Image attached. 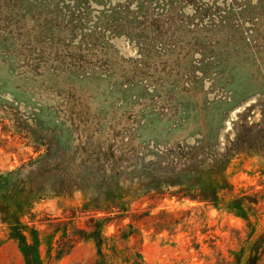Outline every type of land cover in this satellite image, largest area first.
<instances>
[{
    "label": "rangeland",
    "instance_id": "obj_1",
    "mask_svg": "<svg viewBox=\"0 0 264 264\" xmlns=\"http://www.w3.org/2000/svg\"><path fill=\"white\" fill-rule=\"evenodd\" d=\"M0 2L14 24L0 37V173L38 158L32 137L57 165L22 218L39 232L40 264H264V0ZM21 34L88 49L93 72L21 74L9 42ZM204 137L243 151L217 207L192 177L170 175ZM103 166L119 176L107 174L113 203L96 193ZM234 198L248 221L227 210ZM106 205L124 212L95 213ZM11 233L0 217V264H28Z\"/></svg>",
    "mask_w": 264,
    "mask_h": 264
},
{
    "label": "trees",
    "instance_id": "obj_2",
    "mask_svg": "<svg viewBox=\"0 0 264 264\" xmlns=\"http://www.w3.org/2000/svg\"><path fill=\"white\" fill-rule=\"evenodd\" d=\"M136 1L142 6L149 2V0ZM0 4L2 3L0 2ZM168 6H170V4ZM164 11L166 13L164 15L165 18L171 16L169 9ZM11 18L12 17L9 15L7 9L0 7V37H7V30H11L14 27V24L10 20ZM9 42H11V47H13L11 54L15 55L17 62L16 64L19 69H21V74L27 73L36 77H43L46 73L50 72V75L54 77L58 72H70L74 69L81 73L86 72L87 70L93 72L94 70L92 64L93 57L90 55V51L88 49L83 52L79 48H68L65 45L59 50L49 48L41 49L37 47L28 36L23 34L20 35V39L17 40V43L16 41ZM93 45H97V48L100 46H98L97 43ZM14 46L18 47L20 53L14 50ZM100 48L102 49V47ZM164 52L166 51L164 50ZM171 56H173V54ZM97 58L99 59V56ZM102 58L103 57L101 56L99 62H102ZM0 60L3 59L0 58ZM106 65L108 66V64ZM53 88L54 87L52 85L50 89ZM65 105L68 114L76 113L78 105L69 104V102ZM66 111L64 110V112ZM86 131L90 132L91 130L86 128ZM10 134L14 140L17 137H19L21 140H26L21 134H14L11 132ZM29 140L33 145L34 153L38 155V158L34 160L32 157H30L29 162L27 164H22L20 168H17L13 171L0 173V217L2 222L10 228L12 232V238L18 241L20 247H24L26 249H24V254L27 257L28 264H40V261H38V248L40 246L39 232L35 228H29L28 225L24 224L22 222V218L26 214V206H31L32 203L39 201L46 196L47 192L44 190L40 191L37 188L36 183L40 179L43 180L47 174H52L55 168H57V165H52L51 158L47 154L42 155L43 148L47 147L43 143L44 140H38L33 137ZM232 146V150L225 149L224 152H221L219 151V146L216 144L215 139L204 137L202 140L197 141L193 147L184 149V153L179 159L182 162H185L183 163V169L179 172V175L173 171H171L170 175L174 177L176 175L181 177H192L195 183L193 186L194 189L200 191L201 193H207L209 196V201L217 207L219 204V194L223 191L231 189V185L228 181L227 169L235 155L237 156L243 152L240 150V145L235 146V144H232ZM103 158L109 162L108 155H103ZM142 171L148 172L146 168H143ZM101 172L104 178V187H101L100 190L102 191H96V193L100 196H105L104 199L107 203H113L114 201L108 200L117 199L116 196L118 194L114 189L116 182H113V179H110L107 174L110 173L114 176L116 175V172L114 171L113 167L105 166L101 168ZM154 173H156L155 170L149 171V175ZM205 177L211 178L212 181L209 184H207V182L205 183L203 181ZM118 179L119 176H117V180ZM172 196L176 197L175 195ZM244 204L245 203L242 199L234 198L228 204L227 210L248 221L247 214L244 210ZM115 212L120 213L124 211H121L118 205H110L109 207L106 205L105 208L102 207L101 209L95 210L96 214L102 213L105 215L115 214ZM122 214L123 213L116 215L117 219L122 220ZM105 220L111 219L106 218ZM27 234H30L32 239L31 243L28 241ZM31 252L34 253L33 255H35V260H32L29 255Z\"/></svg>",
    "mask_w": 264,
    "mask_h": 264
}]
</instances>
